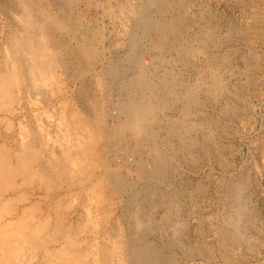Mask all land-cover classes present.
I'll return each instance as SVG.
<instances>
[{
	"label": "rangeland",
	"instance_id": "rangeland-1",
	"mask_svg": "<svg viewBox=\"0 0 264 264\" xmlns=\"http://www.w3.org/2000/svg\"><path fill=\"white\" fill-rule=\"evenodd\" d=\"M44 4L69 23L67 33L50 30L53 43L65 40L58 48L62 55L57 51L67 64L61 76L65 93L52 96L45 105L50 113L34 111L41 123L49 121L54 127H49L50 135L57 132L54 125L61 107L69 116L74 105L79 110L81 104L86 112L101 106L111 123L124 96L140 97L145 92L144 88L135 93L129 84L138 71L144 73L142 83L157 85L158 92L170 88L173 95L178 93L177 100H168L160 109V122L153 125L159 128L156 143L168 164L164 177L144 173L146 162L152 161L147 139L114 140L109 146L112 170L119 171L129 185L121 202L132 217L124 214L120 227L129 232L124 231L131 244L158 253L146 264L152 259V264H264V0H48ZM130 6L135 16L129 13ZM17 8L16 0H0V51L4 33L16 26ZM141 19L150 20V26L142 28ZM78 39L96 48L93 64L72 57ZM211 69L217 78L210 76ZM189 89L194 94L187 93L190 108L184 113L179 111L182 93ZM32 113L28 117L33 127ZM173 124L178 126L174 135L168 133ZM138 158L143 166L136 164ZM118 163L123 167L116 170ZM40 193L35 198L39 203L43 199V208ZM119 213L118 207L113 221ZM238 214L243 228L234 234L230 222ZM134 221L142 223V229L135 228ZM111 223L108 232L115 221Z\"/></svg>",
	"mask_w": 264,
	"mask_h": 264
},
{
	"label": "bare ground",
	"instance_id": "bare-ground-1",
	"mask_svg": "<svg viewBox=\"0 0 264 264\" xmlns=\"http://www.w3.org/2000/svg\"><path fill=\"white\" fill-rule=\"evenodd\" d=\"M16 1L18 8L13 11L16 26L14 29L9 27V31L4 33V45L1 43L4 47L2 53L0 51V264H146L149 257L158 253H152L141 245L137 247L133 242L131 244V240L127 238L129 232L121 228L124 226L120 221H123L124 217L126 219L124 214L128 213L124 211V201L121 202V197L128 184L122 179L119 171L112 170L109 146L114 140L131 139L137 143L135 140L147 139L150 143L146 149L152 161L149 165L147 162L144 164V173L149 177H164L168 164L156 143L159 128L153 125L160 122L157 120L160 109L165 107L168 100H177L178 93L173 95L174 90L169 87L168 95L167 92L161 91L162 89L158 92L159 86L157 88V85L142 83L145 79L144 73L138 71L129 84L134 86L133 92L135 89L145 88L146 93L143 92L140 97L124 96L116 109L117 118L111 123L107 121L106 111L104 112L101 106L92 105L95 108L86 112L84 106L78 105L76 99L80 109L73 103V109L67 116L66 110L63 111L61 107L54 125L57 132L54 130L55 134L50 135L49 121L46 123L43 118L47 124L45 125L43 121L41 123L40 119L38 120L37 115L45 113L47 109L43 108L52 96L55 98L54 95L65 93L61 76L62 72L67 70L64 69L67 64L61 58L62 52L58 51L65 40L59 43L56 39L53 43V32L50 34V30L66 32L69 23L63 15L53 14L45 9L44 2L48 0ZM147 1L150 3L153 0ZM52 5L55 3L52 2ZM129 13L134 15L136 11L131 8ZM149 21L142 20V28L149 27ZM165 37V33L162 34V43L165 42ZM92 47L94 46L89 42L78 39L74 48H71V53H75L71 56L76 60H86L87 65L93 64L92 59L97 50L93 52L96 48ZM202 51H206L205 48ZM210 74L213 78L217 73L211 69ZM75 88L78 89L76 86ZM193 91L189 89L182 93L179 111L185 113L188 110L191 100H188L187 93ZM70 100L73 102V99ZM29 113H32L31 117L34 116L33 127L32 122L29 125ZM47 118L50 116H46ZM169 120L172 121L171 117ZM169 129L167 128V132L174 135L178 126L173 124ZM140 159L135 161L138 167L143 166V159ZM122 164L118 163L116 170L123 167ZM62 190L64 193L61 194ZM37 191L42 193L37 197L45 199L43 208V199L40 204L35 198ZM135 205L137 210L141 207L137 201ZM118 207L120 213L115 216V225L111 232H108L106 227H111L110 223ZM135 212L137 213L133 210L132 213ZM240 214L235 220L232 217L234 222L229 220L232 226L234 225V234H238L243 228L239 225ZM138 221L133 224L135 228L142 229V223ZM137 233L136 231L135 236Z\"/></svg>",
	"mask_w": 264,
	"mask_h": 264
}]
</instances>
